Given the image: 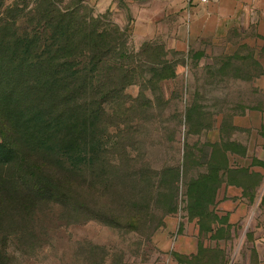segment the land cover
Instances as JSON below:
<instances>
[{
    "label": "rangeland",
    "instance_id": "rangeland-1",
    "mask_svg": "<svg viewBox=\"0 0 264 264\" xmlns=\"http://www.w3.org/2000/svg\"><path fill=\"white\" fill-rule=\"evenodd\" d=\"M51 2L112 33L109 59L129 69L126 98L104 104L112 123L106 174L115 189L98 207L108 201L118 222L53 217L39 220L41 232L29 238L5 227L0 247L9 264H259L264 196L253 199L252 186L260 176L240 168L216 181L208 165L216 145L240 152L234 117L260 96L251 45L236 38L190 42L183 32L188 0ZM46 5L0 0V41L33 29ZM121 138L126 153L121 144L112 148Z\"/></svg>",
    "mask_w": 264,
    "mask_h": 264
},
{
    "label": "trees",
    "instance_id": "trees-1",
    "mask_svg": "<svg viewBox=\"0 0 264 264\" xmlns=\"http://www.w3.org/2000/svg\"><path fill=\"white\" fill-rule=\"evenodd\" d=\"M44 1L33 29L0 41V230L12 226L26 238L53 217L118 222L108 201L98 207L115 189L104 104L126 98L132 81L125 63L109 59L112 33ZM120 144L128 152L123 138L112 148ZM209 159L216 181L232 175L226 149L214 146ZM0 264H9L1 247Z\"/></svg>",
    "mask_w": 264,
    "mask_h": 264
},
{
    "label": "crops",
    "instance_id": "crops-1",
    "mask_svg": "<svg viewBox=\"0 0 264 264\" xmlns=\"http://www.w3.org/2000/svg\"><path fill=\"white\" fill-rule=\"evenodd\" d=\"M183 32L190 42L202 37L236 38L253 48L259 66L254 87L260 96L234 117L233 124L240 126V152L228 150L227 156L229 169L243 168L260 176L259 183L252 186L257 201L264 196V0H188V23ZM259 264H264V242Z\"/></svg>",
    "mask_w": 264,
    "mask_h": 264
},
{
    "label": "built area",
    "instance_id": "built-area-1",
    "mask_svg": "<svg viewBox=\"0 0 264 264\" xmlns=\"http://www.w3.org/2000/svg\"><path fill=\"white\" fill-rule=\"evenodd\" d=\"M200 1H202V2H207V1H210V0H200Z\"/></svg>",
    "mask_w": 264,
    "mask_h": 264
}]
</instances>
